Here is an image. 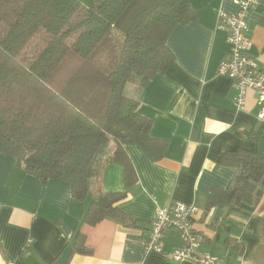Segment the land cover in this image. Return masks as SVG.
Returning a JSON list of instances; mask_svg holds the SVG:
<instances>
[{
	"label": "crops",
	"instance_id": "crops-1",
	"mask_svg": "<svg viewBox=\"0 0 264 264\" xmlns=\"http://www.w3.org/2000/svg\"><path fill=\"white\" fill-rule=\"evenodd\" d=\"M190 5L196 19L168 35L175 58L168 70L145 86L128 84L125 90L139 101V112L152 119V135L168 141L158 161L140 145L125 146L138 180L117 205L136 219L135 225L84 222L87 200L74 196L71 183L44 181L0 152V264H196L144 250L157 209L174 202L199 209L194 221L203 252L226 264H264V193L254 204L209 203L237 174L224 163L226 155L264 152V145L251 138L262 128L256 92L249 90L246 109L240 110L232 80L218 74L231 54L227 32L217 27L218 12L235 14L238 5L236 0H190ZM248 23L253 42L248 54L264 68V0L250 11ZM101 187L125 189L122 165L106 166ZM78 233L85 235L92 254L73 253ZM179 243L175 231L165 233L167 253Z\"/></svg>",
	"mask_w": 264,
	"mask_h": 264
},
{
	"label": "trees",
	"instance_id": "trees-1",
	"mask_svg": "<svg viewBox=\"0 0 264 264\" xmlns=\"http://www.w3.org/2000/svg\"><path fill=\"white\" fill-rule=\"evenodd\" d=\"M195 19L190 0H0V152L13 155L22 171L67 181L76 198L90 197L84 222L135 225L117 205L138 180L125 146L140 145L158 161L168 141L152 135V119L125 90L168 70L175 60L168 35ZM113 28L125 42L117 67L107 70ZM73 57L70 71L59 76ZM251 138L264 145V121ZM111 163L122 165L125 189L101 187ZM224 163L237 174L210 205L258 203L264 152L238 151ZM72 246L73 253H93L82 233Z\"/></svg>",
	"mask_w": 264,
	"mask_h": 264
},
{
	"label": "built area",
	"instance_id": "built-area-1",
	"mask_svg": "<svg viewBox=\"0 0 264 264\" xmlns=\"http://www.w3.org/2000/svg\"><path fill=\"white\" fill-rule=\"evenodd\" d=\"M238 12L230 14L218 12L217 27L227 32L231 54L224 59L218 74L228 76L237 94L234 103L240 110L246 109L249 90L256 92L259 107L258 119L264 121V68L248 54L253 42L250 35L248 15L260 0H236ZM199 209L192 204L174 202L158 208L153 218L148 239L144 242L146 252H158L174 261H191L196 264H226L221 258L203 252L202 237L195 228V215ZM167 231H175L180 243L167 253L163 246ZM8 264H13L9 262Z\"/></svg>",
	"mask_w": 264,
	"mask_h": 264
},
{
	"label": "rangeland",
	"instance_id": "rangeland-1",
	"mask_svg": "<svg viewBox=\"0 0 264 264\" xmlns=\"http://www.w3.org/2000/svg\"><path fill=\"white\" fill-rule=\"evenodd\" d=\"M110 43H111V57L113 59V61H111V63H109V61H105L104 59V66H107L109 64L108 67H106L107 70H111V69H115L118 65L119 59H120V53L122 51L124 42H125V34L124 32H122L120 29L118 28H113L111 31V35H110ZM74 57L72 59H67L66 62L60 67L59 76H62L63 74H66V72L70 71L71 67H72V63L74 62ZM90 198V197H89ZM89 198L87 199V201L85 202L87 206H89L90 200Z\"/></svg>",
	"mask_w": 264,
	"mask_h": 264
}]
</instances>
